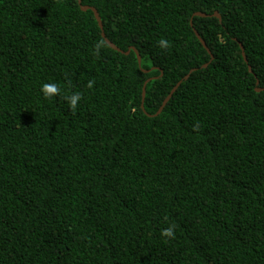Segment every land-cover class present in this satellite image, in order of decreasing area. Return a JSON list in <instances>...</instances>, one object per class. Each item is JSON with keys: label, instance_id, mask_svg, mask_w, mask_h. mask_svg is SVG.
Instances as JSON below:
<instances>
[{"label": "trees", "instance_id": "obj_1", "mask_svg": "<svg viewBox=\"0 0 264 264\" xmlns=\"http://www.w3.org/2000/svg\"><path fill=\"white\" fill-rule=\"evenodd\" d=\"M82 4L140 65L78 0H0V264H264V0Z\"/></svg>", "mask_w": 264, "mask_h": 264}, {"label": "water", "instance_id": "obj_2", "mask_svg": "<svg viewBox=\"0 0 264 264\" xmlns=\"http://www.w3.org/2000/svg\"><path fill=\"white\" fill-rule=\"evenodd\" d=\"M78 4H79L80 9H81L82 11L86 12V11H88V10H91V11L93 12L94 17H95V19H96V21L98 22V25H99V27H100V30H101V33H102V37L105 39L106 43H107L112 49H114V50H116V51H118V52H120V53H122V54H126V55L129 54L131 50H134V52L136 53L137 59H138V63H139V65L141 64V56H140V54L138 53V51H137L135 48H130V49L127 50V51H123V50H121L120 48H118L113 42H111V41L106 37V35H105V33H104V28H103V23H102L101 17H100V15H99L98 11L96 10V8H94V7H92V6H88V5H83V4H82V0H78ZM194 16L209 17L210 15H208V14H206V13H200V12H197V13L194 14ZM213 16H215V17L221 19V17H220V15H219L218 12H215V13L213 14ZM191 25L193 26L192 21H191ZM194 32H195L197 38L199 39V41H200V42L202 43V45L204 46V48L208 51V53L211 54L210 49H209L208 46L206 45V42L202 39V37L200 36V34L197 32V30L194 29ZM239 44H240V48H241V51H242V55H243V57H244V60H245L246 63H248V60H247L246 55H245V52H244V47H243V45H242L241 43H239ZM211 58H213V57L211 56ZM206 66H207V64L204 65V67H206ZM193 71H194V69H192V70H191V71H190V72H189V73H188V74H187L182 80H180V81L174 86V88L171 90V92L169 93V95L166 97V99H165L164 102L162 103V105H161V107L159 108L158 112H157L156 114H154V115H148V116H157V115H159V114L162 112V110L164 109L165 105H166V104L168 103V101L171 99V97H172V95L175 93V91L179 88V86L182 84L183 81L187 80V79L190 77V75H191V73H192ZM249 71L252 72V68H251V66H249ZM145 72H146V71H145ZM150 80H151V79L146 80V82H145V84H144V87H143V91H142V105H141L142 109H144V99H145V95H146V85H147V83H148ZM257 84H259V81H257ZM261 90H263V88H257V91H261Z\"/></svg>", "mask_w": 264, "mask_h": 264}, {"label": "clouds", "instance_id": "obj_3", "mask_svg": "<svg viewBox=\"0 0 264 264\" xmlns=\"http://www.w3.org/2000/svg\"><path fill=\"white\" fill-rule=\"evenodd\" d=\"M167 41L165 39H161L159 41V46L161 48H164L167 46ZM92 82L89 81L88 86L91 87ZM59 91V88L57 86V84L55 83H42L41 84V92L42 95L45 98H51L52 96H54L55 94H57ZM81 94L79 92H74L71 95L66 96V100L70 106V108L75 109L77 107V105L79 104V102L81 101ZM163 235L165 236H172L173 235V226H169L168 228L164 229Z\"/></svg>", "mask_w": 264, "mask_h": 264}]
</instances>
